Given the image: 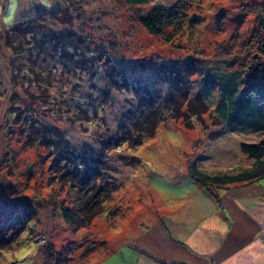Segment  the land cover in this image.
<instances>
[{"label": "rangeland", "instance_id": "1", "mask_svg": "<svg viewBox=\"0 0 264 264\" xmlns=\"http://www.w3.org/2000/svg\"><path fill=\"white\" fill-rule=\"evenodd\" d=\"M148 1L135 7L123 0H0V31L21 17L62 11L50 27L24 20L13 49L0 39V199L19 213L10 216L16 234L0 252V264H48V258L58 264H116L118 253L105 256L118 245L125 248L119 243L136 232L143 216L178 212L193 195L197 185L187 174L189 162L208 174L249 167L239 146L256 143L260 130L228 126L214 107L223 89L220 75L259 79L254 70L264 67V29L257 13L264 0H199L171 42L146 33L138 16L173 0ZM42 36L46 41L36 45ZM254 59L261 64L251 66ZM178 83L186 101L198 97L208 110L186 114V121L158 122L135 148L125 142L103 152L104 178L120 187L87 226L71 228L60 210L73 203V191L49 169L56 162L52 150L29 137V128L36 127L27 124L63 132L72 160L91 165L107 127L139 111L140 103L153 99L162 115L180 103L185 110L186 101L174 99ZM132 133L123 127L119 134L133 141ZM256 185L264 188V178Z\"/></svg>", "mask_w": 264, "mask_h": 264}, {"label": "trees", "instance_id": "2", "mask_svg": "<svg viewBox=\"0 0 264 264\" xmlns=\"http://www.w3.org/2000/svg\"><path fill=\"white\" fill-rule=\"evenodd\" d=\"M123 1L125 4L135 7L149 3L148 0ZM198 1L173 0L172 4L161 3L152 6L148 11L139 14L140 26L146 33L163 35L165 42H171L176 29L184 26L183 23L186 21L188 9ZM61 13V9H58L44 11L36 16L21 17L19 21L14 22L10 27L1 29L0 39L3 40L6 47L13 49L15 42L22 37V23L24 20L28 19L31 21L29 22L30 25L34 22L41 28L50 27L49 22L57 21V15ZM257 20L258 26L264 29V2L258 9ZM197 22L196 18L191 20L192 24ZM59 24H62V22H59ZM168 27H171L172 30L170 33H165L164 31ZM30 33H33V28H30ZM46 39L45 36H42L39 39L40 41L36 39V45L46 41ZM250 62L251 66L256 63L261 64L257 59ZM255 70V75L259 77L257 80L245 81L244 78H240L237 72L220 75L223 89L214 107L215 115L228 126L236 124L243 127H256L260 130L261 134L256 143L241 142L239 146L242 154L250 160L249 167L232 174H208L200 169L194 161L188 164L189 176L206 189L218 203H220V195L218 192L213 191L212 186L225 188L230 185L257 182L259 179L264 178V67H261V70ZM13 73L14 71H12ZM177 79H181V77L178 76ZM96 87L101 90L98 85ZM179 89L180 91H178ZM173 91L175 92V101L186 99V91H181L179 83L175 85ZM171 101H166V103H172ZM181 104L183 105V103H180L172 107L170 115H162V109H160L158 103L156 104L153 99H150V102L137 105L139 111H133L130 114L126 112L127 115L124 118L120 116L117 123H115V127L112 129L107 127L106 136L99 140L100 156L93 158L91 165L82 163L81 160L79 162H76V159L72 160L73 147L69 144L63 132L53 127L48 128L45 124L39 125L31 122L27 124L36 127V129L29 128V137L36 138L39 145L48 146L52 150L56 162H52L49 169L54 174H58L59 179H63V183L68 184L69 190L73 191V203L70 207L61 208L60 210L62 219L71 228L78 229L87 226L103 203L108 201L111 194L120 187L118 182L104 178V158H101L103 152L115 149L125 142L130 143L135 148L141 144L145 137L153 135L154 127L158 122L166 121L170 117L181 118L186 121V114L191 113L193 116H199L208 110L206 103L199 100L198 97L195 100L187 99L185 110L180 108ZM150 122L151 125H149ZM41 126L42 129H40ZM123 127L133 131L132 134L137 136V139L130 141L127 139L126 134L120 135L119 133L123 131ZM13 207V204H8L0 199V252L8 246L9 241L16 234V229H12L9 225L11 222L10 216L13 219L15 214H19ZM48 260V264H58L56 260L54 262L52 259Z\"/></svg>", "mask_w": 264, "mask_h": 264}, {"label": "crops", "instance_id": "3", "mask_svg": "<svg viewBox=\"0 0 264 264\" xmlns=\"http://www.w3.org/2000/svg\"><path fill=\"white\" fill-rule=\"evenodd\" d=\"M193 181L197 188L178 212L143 216L119 243L125 248L118 245L105 258L118 253L116 264H264V188L256 181L220 188L218 203Z\"/></svg>", "mask_w": 264, "mask_h": 264}]
</instances>
